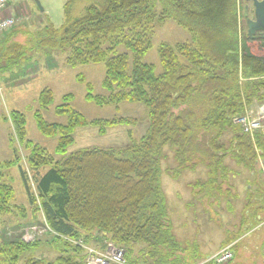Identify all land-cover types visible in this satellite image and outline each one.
Returning <instances> with one entry per match:
<instances>
[{"label":"trees","instance_id":"trees-1","mask_svg":"<svg viewBox=\"0 0 264 264\" xmlns=\"http://www.w3.org/2000/svg\"><path fill=\"white\" fill-rule=\"evenodd\" d=\"M64 16L61 27L49 21L34 32H4L0 62L17 65L32 47L66 54L69 67L103 63L107 94L93 98L88 90V96L103 107L123 102L142 105L148 130L140 138L131 133L129 144L122 148L71 153L41 173L49 165V157L28 139L26 115L12 111L11 142L30 151L29 169L52 231L47 232L45 241L41 237L33 241L6 238L0 253L17 261L45 242L56 250L55 260L32 256L26 264H85L86 251L78 242L90 246L101 238L124 250L128 264H192L175 233L162 187L163 162L169 152L176 167L167 168L168 175L177 179L184 171L204 168L206 178L190 185L193 199L210 205L211 199L223 194L222 203L229 212L234 211L240 194L236 191L229 198L231 190L224 186L231 176L248 172L246 197L239 201L243 207L238 231H227L222 245L238 241L256 227L264 213V130L247 134L235 119L264 105V56L251 53L241 39L238 0H68ZM168 21L184 29L189 39L159 45L162 71L158 74L156 66L144 58L154 47L155 30ZM25 33L30 42H16L15 36ZM120 47L125 51H118ZM53 100L50 89L41 91L35 121L41 134L60 137L59 151L74 144L72 135L79 127L97 125L104 131L106 127L138 124L137 119L123 116L90 124L74 121V114L84 117L68 103L56 107V113L67 115L70 124L52 123L43 111ZM17 149L15 145L18 158ZM17 158L0 163V216L11 212L15 187L2 180L6 169L18 166ZM20 166L30 194L29 175ZM193 205L194 201L189 208ZM195 247L197 257L200 253Z\"/></svg>","mask_w":264,"mask_h":264},{"label":"rangeland","instance_id":"rangeland-1","mask_svg":"<svg viewBox=\"0 0 264 264\" xmlns=\"http://www.w3.org/2000/svg\"><path fill=\"white\" fill-rule=\"evenodd\" d=\"M67 1L14 0V6H24L28 9V12L17 11V14L11 16L15 23L9 30L14 32L31 30L34 32L36 29L46 26L49 21L56 27H61L65 21L64 5ZM80 7L78 6L76 10L79 11ZM41 8L46 12L41 11ZM239 28L241 31L244 30L241 27ZM0 36H4V34L2 33ZM188 39L189 34L184 29L175 22L168 21L155 30L154 47L146 55L144 61L155 65L156 72L159 74L162 71L158 54L159 45L161 46L164 43L166 45H175ZM15 40H17L16 42L19 40L23 44L30 42L26 33L17 34ZM118 51L123 52L125 48L120 47ZM66 58V54L57 50L40 51L30 47L19 64L6 63L5 66V61L0 62V66L3 67L0 70V163L17 158L14 156L16 145L18 147V164L16 165H22L20 169L22 167L23 170H26L30 182V194H28L19 167L13 166L5 170L6 176L2 181L14 185L15 197L10 202L11 212L0 216V244L6 238L18 239L19 237L24 238L25 235L29 238L27 231L33 228V225L39 230L35 235L41 237L44 241L47 232L52 231L45 222L42 201L36 191L35 177L32 170L29 169L27 157L30 151L25 149V146L21 143L15 142L14 145L13 141L11 142L10 132L12 124L9 117L12 111H21L26 115L28 139L37 144L36 147L40 148L39 150L41 151L43 150L42 153H46L49 157L47 159L49 165L42 168L41 173L46 172L57 161L65 160L71 153L83 149L106 150L122 148L129 144L131 133L135 138H140L148 130V123L144 117L145 108L142 105L123 102L119 106L108 105L103 107L97 105L88 96L89 92H92L93 98L107 94L103 88L106 74V66L103 63L69 67L66 63ZM44 89H50L54 96L50 108L43 111L44 118L49 122L69 125L72 120L70 121L67 115L56 113V107L68 103V106L71 105L75 112L80 113L84 117L82 119L74 114V121L81 119L83 122L86 121L90 124L95 120H109L123 116L137 119L138 124L106 127L104 131L97 125L79 127L72 135L75 140L74 144L70 145L65 152L59 151L60 137H48L41 134L35 121V113L39 109L38 98ZM253 109L257 110V107ZM168 154V158L163 162L161 182L166 194L169 212L175 225V233L187 249L188 254L185 255L189 258L188 262L192 264H212L206 263L209 257L206 258V256L217 253L229 245L223 246L222 243L226 239L227 231L233 233L238 231L237 226L240 224V211L243 203L235 200L233 212H229L226 203H222L223 194L219 196L222 198L211 199L210 205L208 201H206L205 205L198 203L192 197L193 190L190 185L206 178L205 169L200 167L196 171L187 170L179 178L174 179L168 175L167 168L176 167V162L173 154L171 152ZM229 164L232 166V160H229ZM235 167L233 168L236 169ZM262 167L264 170V162H262ZM248 177H250L248 172L230 177V183L235 185L236 189L231 187L230 183L224 186L231 190L229 198L234 197L237 191L240 194L241 201L245 199V183ZM32 195L35 197L34 201L31 199ZM217 200L220 201L221 206ZM193 201L195 205L189 208L190 203ZM261 218L262 220L256 227L247 233L244 232L246 233L245 236H240L238 241L233 242L237 244L236 252L238 251V254L236 259L230 264H250L251 262L264 264V213ZM1 231H3V234H1ZM93 235L97 236L96 234ZM99 236L103 237L102 234ZM76 240L79 241L80 239ZM28 241L31 240L29 239ZM105 242L110 243L108 240L102 242L101 238L100 240L94 239L91 242L93 244L90 246L93 248H95L94 246H105V244H108ZM111 243L114 244L113 242ZM195 246L198 247L200 253L197 257L195 256L196 254H193L194 251L197 252ZM56 255V250L43 242L37 247L26 251L23 257L17 261H11L5 256V252L0 253V264H26L32 256H37L41 260L48 262L55 260ZM191 256L192 259L190 258Z\"/></svg>","mask_w":264,"mask_h":264},{"label":"built area","instance_id":"built-area-1","mask_svg":"<svg viewBox=\"0 0 264 264\" xmlns=\"http://www.w3.org/2000/svg\"><path fill=\"white\" fill-rule=\"evenodd\" d=\"M12 0H0V13L7 7ZM15 20L11 17L0 19V33L11 29ZM235 123L242 127L245 133L253 134L256 131L264 130V105L257 110L251 109L244 116L235 119ZM38 228L33 227L28 230V236L25 235L24 240L33 241L37 236ZM47 232V231H46ZM51 232V231H48ZM85 248L86 262L85 264H128L124 250L116 247L112 243L106 244L103 248L84 246L82 242H78ZM234 259L233 245L223 248L206 260V263L227 264Z\"/></svg>","mask_w":264,"mask_h":264},{"label":"flooded vegetation","instance_id":"flooded-vegetation-1","mask_svg":"<svg viewBox=\"0 0 264 264\" xmlns=\"http://www.w3.org/2000/svg\"><path fill=\"white\" fill-rule=\"evenodd\" d=\"M238 6L242 41L251 53L264 56V0H238Z\"/></svg>","mask_w":264,"mask_h":264},{"label":"crops","instance_id":"crops-1","mask_svg":"<svg viewBox=\"0 0 264 264\" xmlns=\"http://www.w3.org/2000/svg\"><path fill=\"white\" fill-rule=\"evenodd\" d=\"M13 4H14V0H13V2L5 10H3L0 13V19H2V18H9L11 16H14V14H17V11L18 12L19 11H21V12H28V9L25 8L24 6H19V5L14 6ZM43 12H46V11L44 10ZM239 201H241V199H239ZM210 255H213V254H210ZM210 255H207V256H210Z\"/></svg>","mask_w":264,"mask_h":264},{"label":"water","instance_id":"water-1","mask_svg":"<svg viewBox=\"0 0 264 264\" xmlns=\"http://www.w3.org/2000/svg\"><path fill=\"white\" fill-rule=\"evenodd\" d=\"M41 11H44V9L41 8Z\"/></svg>","mask_w":264,"mask_h":264}]
</instances>
